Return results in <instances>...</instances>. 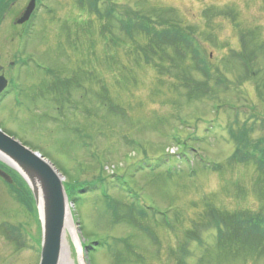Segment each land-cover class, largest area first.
I'll return each instance as SVG.
<instances>
[{
  "label": "rangeland",
  "instance_id": "obj_1",
  "mask_svg": "<svg viewBox=\"0 0 264 264\" xmlns=\"http://www.w3.org/2000/svg\"><path fill=\"white\" fill-rule=\"evenodd\" d=\"M30 2L0 0V129L51 161L71 193L102 179L71 210L74 264L80 243L93 246L91 264H264L259 240L219 243L209 221L264 215L259 171L232 161L237 116L264 138V0H38L18 25ZM130 16L193 32L209 72L173 44L156 54L153 37L130 39ZM28 195L0 178V264H40Z\"/></svg>",
  "mask_w": 264,
  "mask_h": 264
},
{
  "label": "trees",
  "instance_id": "obj_2",
  "mask_svg": "<svg viewBox=\"0 0 264 264\" xmlns=\"http://www.w3.org/2000/svg\"><path fill=\"white\" fill-rule=\"evenodd\" d=\"M94 5V4H93ZM95 6V5H94ZM97 8V11L95 14L101 18L103 15L99 11V6H95ZM114 10L113 8L106 13V15L109 17H113ZM137 19V18H136ZM133 20L130 17H128L127 20L123 21L125 22V25H123V29L127 32L130 39H134L136 32L141 33V37H153V42L150 43L147 47L148 50L151 49L154 53L158 54L162 52V45L164 47H167L171 44L176 46V52L180 50H185L188 53V56H190L195 63L197 64V68L200 70H204L206 73L209 72L208 65L210 60L206 61L201 56V46L197 42V39H199L193 32L186 30L179 26H159L154 23V21L146 16H143L142 19H139V22L137 20ZM157 26V27H156ZM161 28V29H160ZM166 30V31H165ZM160 44V46H158ZM159 47V48H157ZM183 47V48H182ZM145 61L146 63H150V59H148V55L146 52H144ZM144 60V59H143ZM202 66V67H201ZM200 91V90H199ZM201 91H203L201 89ZM203 93V92H202ZM238 119H235L237 121V126L243 128V134L240 138L235 137L234 142L236 145V151L232 157V161H236L238 163H253L257 170L260 173V182L264 183V138L253 141L252 135L255 125L252 124L250 126L249 122L244 123L243 125L240 124L239 117ZM174 139L176 141H179L178 136H174ZM180 146H184L185 148L188 147L187 142H182L179 144ZM255 147L258 152L259 156L253 155L251 152L246 151L249 149H253ZM245 153V154H243ZM19 182H23L20 178H18ZM103 182L102 179L94 180L90 183H83L80 185H76L74 188V193H71L72 190H69V196L72 198V200L77 203V201L80 200L79 193L83 192L84 190H94L98 183ZM67 186V185H66ZM25 189L27 190L28 194L31 196L29 189L25 186ZM84 189V190H83ZM83 190V191H82ZM113 207H114V213L118 216V208L120 204L115 203L112 201ZM111 205V204H110ZM129 209V208H128ZM134 210V209H133ZM133 212V211H132ZM209 219L213 218L216 226H218V232L217 235L218 242L220 243L224 239H226V234H237L242 237L251 236L252 240L261 243L264 245V215H255L256 217L251 216L250 214L243 215L242 213L235 215L233 217H226V219L223 217V214H217L215 212L209 213ZM213 216V217H212ZM245 216V217H244ZM136 221V220H135ZM225 224L224 227H221V224ZM233 230V232H232ZM195 235V234H193ZM196 240L199 242L200 245H202V241L199 238H196ZM217 242V243H218ZM263 242V243H262ZM88 250V253L94 252L93 246H85ZM130 248V247H129ZM180 251L184 254V257L188 255V251L184 248L180 249ZM132 252V251H131ZM181 264H186L184 262V259L180 260Z\"/></svg>",
  "mask_w": 264,
  "mask_h": 264
},
{
  "label": "water",
  "instance_id": "obj_3",
  "mask_svg": "<svg viewBox=\"0 0 264 264\" xmlns=\"http://www.w3.org/2000/svg\"><path fill=\"white\" fill-rule=\"evenodd\" d=\"M37 0H31L26 12L18 20V25L26 24L36 9ZM8 87L4 76L0 77V95ZM0 161L17 171L31 189L39 214L42 230V249L40 264H60L64 235L67 223L69 198L65 189V177L43 155L24 146L20 141L0 130ZM8 160L14 162L11 164ZM0 178L12 184L13 180L0 169ZM42 199V209L39 207ZM72 219V215H71ZM81 249L82 243H80ZM81 257L87 263V251L82 249Z\"/></svg>",
  "mask_w": 264,
  "mask_h": 264
},
{
  "label": "bare ground",
  "instance_id": "obj_4",
  "mask_svg": "<svg viewBox=\"0 0 264 264\" xmlns=\"http://www.w3.org/2000/svg\"><path fill=\"white\" fill-rule=\"evenodd\" d=\"M27 10V9H26ZM25 10V12H26ZM24 12V13H25ZM0 156L1 157H4L1 153H0ZM7 159V158H5ZM8 160V159H7ZM11 164H14V162L8 160ZM15 165V164H14ZM65 189L67 191V195H68V198H69V205L67 206V210L68 212L71 210H73L74 207H76V203L72 200V198H70L69 196V190L67 188V186L65 185ZM112 198V197H111ZM112 200H114L112 198ZM111 202V201H109ZM39 207L40 209H42V199L40 198V202H39ZM211 213V212H210ZM211 217V216H209ZM213 217V216H212ZM209 221H211V225L212 227L218 231V226H216L213 218L209 219ZM221 227H224L225 224H221L220 225ZM70 233L71 236L75 239V240H78V236H77V232H76V226L74 224V221L71 219V215L70 213H68V217H67V223H66V228H65V235H64V248H63V255H62V259H61V263L60 264H74V261L72 260L71 258V251H70V244L67 240V233ZM224 242V241H223ZM80 250H81V247L79 246ZM80 264H86L83 260V258L80 256Z\"/></svg>",
  "mask_w": 264,
  "mask_h": 264
}]
</instances>
